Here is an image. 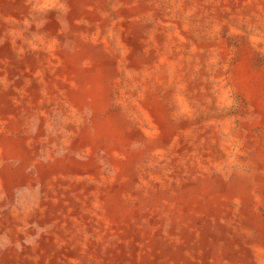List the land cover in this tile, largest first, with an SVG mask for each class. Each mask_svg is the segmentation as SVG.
I'll return each instance as SVG.
<instances>
[{
	"label": "bare ground",
	"instance_id": "bare-ground-1",
	"mask_svg": "<svg viewBox=\"0 0 264 264\" xmlns=\"http://www.w3.org/2000/svg\"><path fill=\"white\" fill-rule=\"evenodd\" d=\"M258 126L264 0H0V264H264Z\"/></svg>",
	"mask_w": 264,
	"mask_h": 264
},
{
	"label": "rangeland",
	"instance_id": "rangeland-1",
	"mask_svg": "<svg viewBox=\"0 0 264 264\" xmlns=\"http://www.w3.org/2000/svg\"><path fill=\"white\" fill-rule=\"evenodd\" d=\"M239 51H240V49H237V50H234L233 52H232V57H233V60L235 61V59H236V57L238 56V54H239ZM198 120H199V117L197 118ZM263 128L262 127H260V126H258L257 128H256V130H255V134L259 137V139L261 140V147H262V145H264V134H263V130H262ZM13 134V133H12ZM85 156H86V158H88L89 157V154L86 152L85 153ZM97 159H98V162L100 163V159L101 158H99V157H97ZM5 169L6 170H8L9 172H12L8 167H5ZM28 174H30V175H32V176H36L37 174L35 173V172H33L32 170L31 171H28ZM3 189V188H2ZM5 190L3 189V190H1V193L2 192H4ZM39 232H40V228L39 227H36V236L39 234ZM36 236H34L33 237V239L31 240V243H33V241L34 240H36Z\"/></svg>",
	"mask_w": 264,
	"mask_h": 264
}]
</instances>
